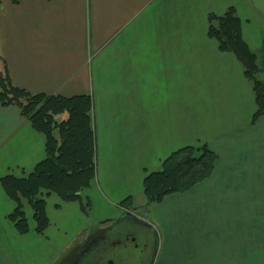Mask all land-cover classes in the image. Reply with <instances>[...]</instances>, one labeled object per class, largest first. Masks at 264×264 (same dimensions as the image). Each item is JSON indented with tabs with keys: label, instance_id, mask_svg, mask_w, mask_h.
<instances>
[{
	"label": "crops",
	"instance_id": "crops-1",
	"mask_svg": "<svg viewBox=\"0 0 264 264\" xmlns=\"http://www.w3.org/2000/svg\"><path fill=\"white\" fill-rule=\"evenodd\" d=\"M229 7L264 51V0L0 1V76L32 94L90 95L98 146L96 182L80 201L48 198L44 235L16 231L0 184V264H141L133 231L93 243L130 196L156 237L146 264H264V116L253 121L239 59L208 36L209 16ZM204 144L218 155L211 177L143 209L144 178ZM45 145L0 104V179L32 171Z\"/></svg>",
	"mask_w": 264,
	"mask_h": 264
},
{
	"label": "trees",
	"instance_id": "trees-1",
	"mask_svg": "<svg viewBox=\"0 0 264 264\" xmlns=\"http://www.w3.org/2000/svg\"><path fill=\"white\" fill-rule=\"evenodd\" d=\"M1 1V0H0ZM208 36L215 39L222 52L239 59L248 81H251L258 110L256 122L264 116V53L254 51L243 35V23L234 7L224 15L209 16ZM0 104L15 106L21 115L46 137V154L30 172L21 176L10 173L0 179L7 197L15 203L8 216L21 235L31 230L44 235L50 225L47 200L57 196L61 202H77L97 177V135L94 130L93 100L90 95L63 97L32 94L15 87L8 70L0 76ZM218 155L208 144L185 146L167 157L160 170L144 179L143 191L148 205L162 203L175 193H185L206 181L214 173ZM126 220L138 216L133 198L120 203ZM125 209V210H124ZM109 223V222H108Z\"/></svg>",
	"mask_w": 264,
	"mask_h": 264
},
{
	"label": "flooded vegetation",
	"instance_id": "flooded-vegetation-1",
	"mask_svg": "<svg viewBox=\"0 0 264 264\" xmlns=\"http://www.w3.org/2000/svg\"><path fill=\"white\" fill-rule=\"evenodd\" d=\"M130 231H133L132 235H135L134 239L136 238V236H139L140 238V242L136 244L135 250L139 252V255L141 254L139 256L140 257L139 261L141 262V264H146L147 261L149 260V254L152 251V249L153 252L155 251L154 247L156 246V243L154 244V241L156 237L153 235L152 229H150V227L147 226L144 222L140 221V219L127 218L126 220L116 221V223L113 222L111 226L107 227L105 231L102 232L103 234L101 236L94 239L93 243L100 244L102 242L101 240L107 236L112 246L115 243H117L118 245V242L126 244L127 240L129 239L127 237ZM112 239L115 242H113ZM117 239L119 241H117ZM77 261L78 260L74 262L76 263ZM74 262H72V264Z\"/></svg>",
	"mask_w": 264,
	"mask_h": 264
},
{
	"label": "rangeland",
	"instance_id": "rangeland-1",
	"mask_svg": "<svg viewBox=\"0 0 264 264\" xmlns=\"http://www.w3.org/2000/svg\"><path fill=\"white\" fill-rule=\"evenodd\" d=\"M260 53V52H259ZM262 53H264V51H262ZM262 53H260V54H262ZM120 215H122L121 213H120ZM142 215H143V212H142ZM145 216V215H144ZM135 219H139L138 217H135ZM140 220H142L144 223H146V225H148L149 226V224H148V222H146V220H145V218L144 217H140ZM145 220V221H144ZM117 221V220H116ZM116 221L114 222V223H116ZM113 223L112 222H109V223H106L104 226L105 227H109V226H111ZM154 239H155V237H154ZM156 243V239H155V241H154V244ZM155 248V247H154ZM152 252H153V249H152V251L150 252V254H149V257H150V255L152 256Z\"/></svg>",
	"mask_w": 264,
	"mask_h": 264
},
{
	"label": "water",
	"instance_id": "water-1",
	"mask_svg": "<svg viewBox=\"0 0 264 264\" xmlns=\"http://www.w3.org/2000/svg\"><path fill=\"white\" fill-rule=\"evenodd\" d=\"M111 264H113V263H111Z\"/></svg>",
	"mask_w": 264,
	"mask_h": 264
}]
</instances>
